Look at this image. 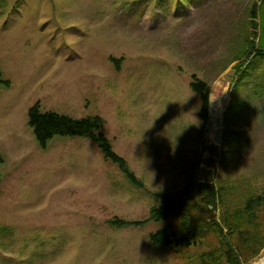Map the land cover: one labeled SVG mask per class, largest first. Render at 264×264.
<instances>
[{"label": "rangeland", "instance_id": "1", "mask_svg": "<svg viewBox=\"0 0 264 264\" xmlns=\"http://www.w3.org/2000/svg\"><path fill=\"white\" fill-rule=\"evenodd\" d=\"M255 4L0 0V72L11 83L0 87V264H214L204 258L219 247L213 230L190 248L153 246L151 235L180 218L159 223L151 212L154 194L176 196L191 182L222 187L230 206L264 193L257 73L241 93L243 120L231 127L241 133L230 138L233 155L214 142L212 121L218 103L231 105L240 64L232 61L256 38ZM194 76L212 91L206 124ZM38 103L76 120L102 117V132L143 186L91 140L56 137L42 148L29 126ZM222 209L193 221L221 225ZM118 219L145 223L120 228L111 224ZM258 222L264 237V216ZM263 258L264 250L248 264Z\"/></svg>", "mask_w": 264, "mask_h": 264}, {"label": "trees", "instance_id": "2", "mask_svg": "<svg viewBox=\"0 0 264 264\" xmlns=\"http://www.w3.org/2000/svg\"><path fill=\"white\" fill-rule=\"evenodd\" d=\"M258 4H255L251 11V26L254 30L252 36L256 38H246L240 53L232 61V63L240 62V64L234 67V73L238 78L235 81L231 105L225 114L224 122L222 147L224 151L229 149L225 151L229 155H233L234 151L231 149L238 146V141L230 140V138L241 135L239 131L231 128L234 122L243 120L241 93L249 88V83L256 73L259 81L255 85L264 90V0H258ZM258 33H260L258 37L254 35ZM111 60L115 64L121 62L115 58ZM118 64L117 67L120 69ZM1 86L11 87V83L6 81L0 72ZM190 87L195 94L200 96L202 108L199 116L203 124H206L211 108V88L196 76L193 77ZM255 94L262 97L263 92L257 90ZM29 126L34 131L39 145L44 149L56 137H81L95 142L104 158L118 165L133 185L139 188L143 186L132 172L128 162L116 154L108 138L102 132L104 127L102 117L76 120L55 112H42L41 105L38 103L29 110ZM3 163L4 158L0 155V164ZM2 181L0 173V185ZM226 196L223 188L215 184L196 185L193 182L176 196L169 193L154 194L159 205L153 208L151 220L160 223L180 219L177 228L169 226L152 234L153 246L190 248L197 245L203 236H208L206 231L211 229L219 240V247L205 254L204 258L212 263L219 264L226 259L227 264H248L249 261L260 256L264 250V237L259 231L261 227L258 221L264 216V193L249 197L243 202L240 200L233 206L227 203ZM220 206L223 208L221 225L216 224V220L211 217L205 222L202 219L193 221L204 215H210ZM200 209L202 214H196ZM144 223L127 222L120 219L111 222L113 226L120 228L138 227Z\"/></svg>", "mask_w": 264, "mask_h": 264}, {"label": "bare ground", "instance_id": "3", "mask_svg": "<svg viewBox=\"0 0 264 264\" xmlns=\"http://www.w3.org/2000/svg\"><path fill=\"white\" fill-rule=\"evenodd\" d=\"M223 103H224V102L222 101V102L218 103V105L215 106V109H216V110H215V111H216V114H215V115H214V112L212 111V121H213L214 123H215V118L217 117V118H216V123H215V124H216V132H215V141H214L216 144H217V142H216V133H217V131H218L217 120H218L220 117H222V116L224 115V112H225V111H224V104H223ZM213 115H214V117H213ZM211 139L213 140V138H211ZM217 145H218V144H217ZM263 259H264V258H263ZM263 259H262V260H263ZM262 260H261V261H262ZM261 261H260V262H261ZM260 262H259V263H260ZM259 263H257V264H259Z\"/></svg>", "mask_w": 264, "mask_h": 264}, {"label": "water", "instance_id": "4", "mask_svg": "<svg viewBox=\"0 0 264 264\" xmlns=\"http://www.w3.org/2000/svg\"><path fill=\"white\" fill-rule=\"evenodd\" d=\"M218 131L216 133V142L218 145L223 143L224 115L217 120Z\"/></svg>", "mask_w": 264, "mask_h": 264}]
</instances>
